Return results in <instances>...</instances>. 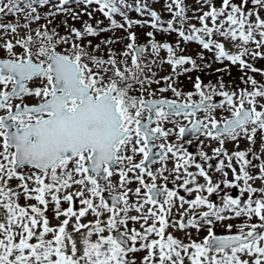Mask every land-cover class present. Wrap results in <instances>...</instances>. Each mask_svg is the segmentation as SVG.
<instances>
[{
    "label": "rangeland",
    "instance_id": "rangeland-1",
    "mask_svg": "<svg viewBox=\"0 0 264 264\" xmlns=\"http://www.w3.org/2000/svg\"><path fill=\"white\" fill-rule=\"evenodd\" d=\"M18 1L0 0V58L57 51L79 60L96 94L115 85L130 125L147 116L149 98L210 104L202 112V133L185 141L179 137L189 122L185 116L157 115L154 125L164 133L158 145H171L162 179L139 165L137 153L130 161L121 157L107 181L77 160L69 172L55 171L49 188L37 170L11 169L0 125V264H264V232L258 242L229 252L210 253L207 246L214 235H249L264 224V200L255 199L264 197V0H47L44 7L23 3L14 9ZM137 44L144 46L139 55ZM4 75L0 96L12 86ZM42 81L45 89L48 82ZM38 82L28 87L26 102L42 98ZM18 102H7L0 116ZM243 106L263 115L216 135L213 125ZM140 143L136 136L129 140L135 148ZM183 147L191 151L193 166L181 176L196 179L194 193L189 183L178 189L173 182ZM164 180L173 186L155 202L150 187L162 188ZM105 192L118 195L122 208L105 203ZM197 193L206 195L203 202H194ZM156 206L168 216L159 217L167 220L161 234L154 225ZM85 228L87 239L82 245L72 239L68 255L61 236ZM115 231L131 239L130 248L115 242Z\"/></svg>",
    "mask_w": 264,
    "mask_h": 264
},
{
    "label": "water",
    "instance_id": "water-1",
    "mask_svg": "<svg viewBox=\"0 0 264 264\" xmlns=\"http://www.w3.org/2000/svg\"><path fill=\"white\" fill-rule=\"evenodd\" d=\"M71 75H72V79H76L77 78V69L71 68L70 71ZM164 103V101H148L147 104L150 105V108L153 110L155 108V105L157 104H162ZM113 108L109 107L107 110V114L106 115H102V107H96L95 108V113L97 114V116L92 120L93 125L95 126V128L97 129L96 126H98L99 128L103 125L105 126V133L102 135V133L100 132V130H98L97 132V139L99 142H104L107 143L110 141L112 134H113V127H114V121L111 117ZM169 111L170 112H174V111H178L176 108H174L173 106H169ZM248 115L245 113L243 114L239 119H233L230 123L227 124V127L225 126V128L229 129L230 127H237L239 126L242 122L240 121V119H247ZM17 157L19 160L21 161H33L35 160V156L31 153H29L26 149L20 148L18 150V154ZM112 201L114 204H117L114 199H117L116 196H112L111 197ZM117 240L122 243L125 247L129 246V240L127 238H125L124 236H122L120 233H116L115 234ZM219 239L220 241H224V245H222V247L224 249H227L228 247H232V246H238L240 244H244L248 241H250L249 238L246 239H242L239 236H227V237H223V238H219L216 237L215 239H213L210 243V248L213 250H216L218 248H214L213 247V242L216 239ZM252 239V238H251Z\"/></svg>",
    "mask_w": 264,
    "mask_h": 264
},
{
    "label": "flooded vegetation",
    "instance_id": "flooded-vegetation-1",
    "mask_svg": "<svg viewBox=\"0 0 264 264\" xmlns=\"http://www.w3.org/2000/svg\"><path fill=\"white\" fill-rule=\"evenodd\" d=\"M44 64V63H43ZM41 76V75H40ZM39 76H35V77H33V78H31V79H28V80H26L25 82H24V86H23V88H24V92L26 91V88L27 87H29V86H31L34 82H35V80H36V78H38ZM51 97V96H50ZM49 97V98H50ZM48 98V99H49ZM48 99H46V100H48ZM45 99H44V101H46ZM43 101V102H44ZM28 104H30V103H28ZM72 104H76V102H72ZM18 105H20V104H18ZM70 105V104H69ZM157 114H164V112L163 111H158L156 114H155V117H156V115ZM44 116H46V114H42L41 115V117H44ZM177 116V115H176ZM20 123H19V126L20 125H23V123L21 122V120H18ZM156 148L157 149H162V150H166V152H167V149H165V148H158L157 146H156ZM144 149L146 150V146H144ZM136 152H137V150H136ZM159 160H161V158H159L158 159V161ZM68 161H70V160H64V161H62V162H60V163H62V164H64V162L66 163V164H68L69 165V163H68Z\"/></svg>",
    "mask_w": 264,
    "mask_h": 264
}]
</instances>
